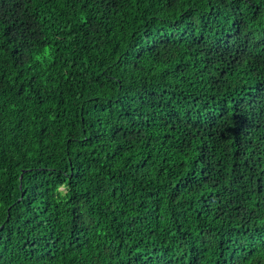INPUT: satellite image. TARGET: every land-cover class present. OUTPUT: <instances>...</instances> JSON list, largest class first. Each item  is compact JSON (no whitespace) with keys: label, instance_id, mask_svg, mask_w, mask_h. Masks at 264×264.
I'll use <instances>...</instances> for the list:
<instances>
[{"label":"trees","instance_id":"16d2710c","mask_svg":"<svg viewBox=\"0 0 264 264\" xmlns=\"http://www.w3.org/2000/svg\"><path fill=\"white\" fill-rule=\"evenodd\" d=\"M0 264H264V0H0Z\"/></svg>","mask_w":264,"mask_h":264},{"label":"clouds","instance_id":"9594fccd","mask_svg":"<svg viewBox=\"0 0 264 264\" xmlns=\"http://www.w3.org/2000/svg\"><path fill=\"white\" fill-rule=\"evenodd\" d=\"M44 54L45 55H48V50L47 49L44 50ZM34 59L38 62L39 61V55H37L36 57H34Z\"/></svg>","mask_w":264,"mask_h":264},{"label":"water","instance_id":"95a60500","mask_svg":"<svg viewBox=\"0 0 264 264\" xmlns=\"http://www.w3.org/2000/svg\"><path fill=\"white\" fill-rule=\"evenodd\" d=\"M21 177H22V175H20V177H19V178L21 179ZM19 187H21V185H20Z\"/></svg>","mask_w":264,"mask_h":264}]
</instances>
